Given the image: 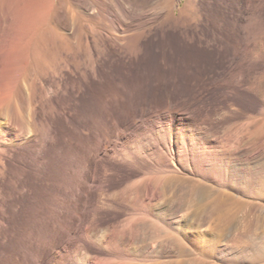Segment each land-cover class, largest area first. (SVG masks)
I'll return each mask as SVG.
<instances>
[{"label":"rangeland","instance_id":"obj_1","mask_svg":"<svg viewBox=\"0 0 264 264\" xmlns=\"http://www.w3.org/2000/svg\"><path fill=\"white\" fill-rule=\"evenodd\" d=\"M134 1L143 19L161 8L158 0ZM245 1L200 0L196 12L192 0H174L144 25L126 57L103 56L95 80L66 73L74 91L45 100L53 107L40 158L20 151L2 180L0 264H264V257L246 259L259 246L264 251V192L244 191L239 183L263 167L264 137L252 152H238L240 159L219 162L206 140L264 116L261 86L231 88L205 77L224 67L219 62L240 37L236 5ZM255 2L264 21V0ZM197 19L200 32L222 43L221 55L213 43L186 40ZM258 68L264 81V59ZM38 72L43 79V69ZM200 89H207L206 98H199ZM182 100L178 120L173 113ZM228 102L234 112L221 119L225 125L191 126L193 118ZM179 126L190 151L183 163L170 158ZM106 137L107 154L101 149Z\"/></svg>","mask_w":264,"mask_h":264},{"label":"bare ground","instance_id":"obj_2","mask_svg":"<svg viewBox=\"0 0 264 264\" xmlns=\"http://www.w3.org/2000/svg\"><path fill=\"white\" fill-rule=\"evenodd\" d=\"M158 1L161 8L155 18L143 19L144 12L134 0H0V241L5 218L1 197L2 180L9 166L21 155L20 151L28 152L27 158H40L48 142V116L53 107L45 100L74 89L75 86H67L65 83L66 73L82 81H93L103 56L126 57L125 49H133L143 37L144 25L156 20L163 11L174 6V0ZM199 1L191 2L196 12H199ZM213 1L218 0H208ZM224 3L222 5H225ZM255 3V0H247L245 4L236 5L237 18L234 22L238 25L236 27L240 37L232 44V50L225 56L224 62L222 59L219 62L224 64V67L219 65L208 71L205 77L217 79L219 83L231 88L241 87L255 91L261 86L263 95L264 81L259 79L258 64L264 59V21L260 17L257 18ZM197 21L199 20L193 21V31L186 34V40L203 39L207 46L213 43L219 55L222 43L209 31L200 32ZM133 28L137 31L131 33ZM58 43L61 45V51L60 55L56 56ZM48 48L51 51L48 52ZM39 67L43 69V79L38 78V71L42 70ZM179 80L183 81V78L180 77ZM206 91L207 89L198 90L199 98L205 97ZM179 99H183L182 94ZM181 102L173 113L178 120L183 119L185 110L183 100ZM220 105L214 108L213 113L193 118L191 126L211 125L214 128L223 123L225 125L226 120L221 119L232 109L230 103L229 107ZM228 120L227 118V122ZM177 129L179 142L176 151L170 152V158L183 163V158L190 152L189 143L186 145L184 127L179 126ZM222 133L224 135L218 136L214 133L212 139H206L210 143L207 150L215 154L217 162L224 161L226 157L238 160L242 156L238 152L245 151L243 155L252 152L257 147L256 142L264 137V116L241 127L234 123ZM109 146L111 144L107 137L103 138V153H109ZM258 168L260 169L254 170L252 175L242 177L243 184L239 182L241 189L264 192V165ZM248 246L251 249V245ZM259 247L246 257L249 263L258 258L263 259L264 251ZM181 251L183 250L180 249L179 252ZM170 264L190 263L178 260Z\"/></svg>","mask_w":264,"mask_h":264}]
</instances>
